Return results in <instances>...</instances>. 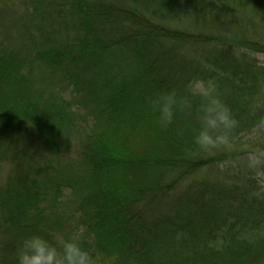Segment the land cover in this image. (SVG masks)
Segmentation results:
<instances>
[{
	"label": "trees",
	"instance_id": "1",
	"mask_svg": "<svg viewBox=\"0 0 264 264\" xmlns=\"http://www.w3.org/2000/svg\"><path fill=\"white\" fill-rule=\"evenodd\" d=\"M28 3L35 51L0 49V264L77 227L98 264H264V0ZM36 70L63 95L35 90ZM194 76L237 124L190 153L195 114L164 128L149 100Z\"/></svg>",
	"mask_w": 264,
	"mask_h": 264
},
{
	"label": "clouds",
	"instance_id": "2",
	"mask_svg": "<svg viewBox=\"0 0 264 264\" xmlns=\"http://www.w3.org/2000/svg\"><path fill=\"white\" fill-rule=\"evenodd\" d=\"M149 105L164 128L174 122L178 113L195 114L199 126L194 129L190 153L227 144L237 124L213 78L194 76L187 81L182 94L174 89L163 91L150 99ZM257 127L264 128V117L258 120ZM85 240L91 243V237H85L82 227L75 228L67 236L57 233L51 239L40 234L28 236L17 244L16 264H98L91 249L84 246ZM106 264H111V260Z\"/></svg>",
	"mask_w": 264,
	"mask_h": 264
},
{
	"label": "rangeland",
	"instance_id": "3",
	"mask_svg": "<svg viewBox=\"0 0 264 264\" xmlns=\"http://www.w3.org/2000/svg\"><path fill=\"white\" fill-rule=\"evenodd\" d=\"M30 0H0V49L4 52L12 50V54L17 57H25L29 53L34 52L28 44V32L33 28L38 27V23L44 22L42 19L43 14L31 15ZM48 18V17H47ZM50 21V20H49ZM50 22L45 24L41 29L45 35L48 33ZM54 31V28H50V34ZM168 46V43H167ZM31 51V52H30ZM9 54V53H3ZM264 62V58H262ZM37 71V70H36ZM35 90H42L46 93V96H56V94L63 95L66 88L60 80V76L53 74V76L43 75L39 71L34 72L33 76ZM77 126V131L73 133V149L70 150V156L72 157L77 149V141L79 135L81 136V130ZM82 137V136H81ZM264 182V177H262Z\"/></svg>",
	"mask_w": 264,
	"mask_h": 264
}]
</instances>
